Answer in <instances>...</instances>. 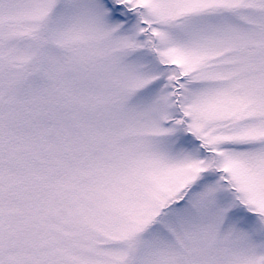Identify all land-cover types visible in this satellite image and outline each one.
Returning a JSON list of instances; mask_svg holds the SVG:
<instances>
[{"label": "snow or ice", "instance_id": "obj_1", "mask_svg": "<svg viewBox=\"0 0 264 264\" xmlns=\"http://www.w3.org/2000/svg\"><path fill=\"white\" fill-rule=\"evenodd\" d=\"M0 264H264V0H0Z\"/></svg>", "mask_w": 264, "mask_h": 264}]
</instances>
